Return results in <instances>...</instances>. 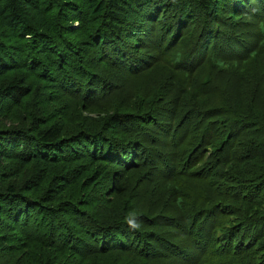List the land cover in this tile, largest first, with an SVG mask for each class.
<instances>
[{"label": "trees", "instance_id": "16d2710c", "mask_svg": "<svg viewBox=\"0 0 264 264\" xmlns=\"http://www.w3.org/2000/svg\"><path fill=\"white\" fill-rule=\"evenodd\" d=\"M262 1L0 0V264H264Z\"/></svg>", "mask_w": 264, "mask_h": 264}, {"label": "rangeland", "instance_id": "374dc122", "mask_svg": "<svg viewBox=\"0 0 264 264\" xmlns=\"http://www.w3.org/2000/svg\"><path fill=\"white\" fill-rule=\"evenodd\" d=\"M251 3H248V6L250 5ZM254 4H260V5H264V0L261 2V3H254ZM263 6H259V5H257V8L255 9V10H257V9H259V10H261V8H262ZM252 10V9H251ZM186 31L188 32L189 31V33H190V35L192 36V38H194L195 40H194V45H192L190 42H191V39L189 38V37H187V42L186 43H184V47L186 48V47H192L191 49H192V53H191V55H190V57L188 58V60H187V63L189 64V69H191L192 71H193V73H195L196 71H198V70H196L195 69V65L197 64V63H199V61H201V54H202V52H204L203 51V48H202V46H200L199 44H197L196 43V41H197V37L195 36V34H194V32H193V30H191L190 29V27H188L187 29H186ZM246 33V31H244L243 32V34L244 35H246L245 34ZM245 39H247V41H249V42H246V40H243V39H238V43H239V47H243L244 46V44H247V43H251V46H253L254 44H255V41H256V39L255 38H253V37H249V36H246V38ZM197 44V45H196ZM206 52V51H205ZM211 52H208V54H210ZM203 59V58H202ZM195 77H198V78H200L201 76V74H200V72H196L195 74ZM247 97V96H246ZM245 97V98H246ZM5 102L2 100V101H0V104H4ZM2 133H4V132H2ZM9 140L10 141H13V142H15L16 140L14 139V138H9ZM7 142H8V140H4L3 142H2V144H3V147H4V150H2L4 153H8V152H10L11 150H13V148H11V146L9 145V144H7ZM185 159H183V161H184ZM186 168H184V170L185 169H190L189 168V166L188 165H186L185 166ZM13 181H15V180H13ZM3 219H6V220H9L8 219V217H7V215H5V214H3ZM10 221V220H9ZM229 225V224H228Z\"/></svg>", "mask_w": 264, "mask_h": 264}, {"label": "clouds", "instance_id": "9594fccd", "mask_svg": "<svg viewBox=\"0 0 264 264\" xmlns=\"http://www.w3.org/2000/svg\"><path fill=\"white\" fill-rule=\"evenodd\" d=\"M125 222L127 223L128 227L132 230H139L141 227V222L135 218H125Z\"/></svg>", "mask_w": 264, "mask_h": 264}]
</instances>
